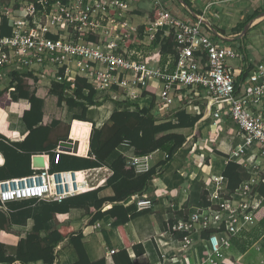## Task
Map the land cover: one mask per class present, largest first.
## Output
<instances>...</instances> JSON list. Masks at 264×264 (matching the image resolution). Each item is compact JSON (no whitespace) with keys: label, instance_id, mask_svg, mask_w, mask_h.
Listing matches in <instances>:
<instances>
[{"label":"built area","instance_id":"2783aa9c","mask_svg":"<svg viewBox=\"0 0 264 264\" xmlns=\"http://www.w3.org/2000/svg\"><path fill=\"white\" fill-rule=\"evenodd\" d=\"M148 1L156 17L138 25L130 14L132 0H0V92L14 75L30 74L38 79L47 70L54 74L49 84L65 86V98L76 99V76L92 86L96 92L93 100L98 102L116 98V93L122 101L132 100L145 86L153 87L154 115L163 108L180 107L184 101L203 99L207 107L210 99L208 116L217 122L226 117L238 127L239 143L230 153L231 160L241 158L244 162H238L244 165L253 153L260 156L262 164L253 156L244 165L248 179L233 192L222 178H214L215 191L208 196L211 205L174 218L167 233L186 234L180 240L185 255L186 249L194 246L192 237L197 229L219 227L224 221V231L198 241L195 251L200 248L206 254L198 264H246L239 252L232 255L231 239L257 224L255 211L263 201L252 188L258 173L264 171V64L244 74L247 63L237 48L221 45L211 32L204 33L200 20L188 23L174 16L164 0ZM240 1L244 0H208L200 15L210 22L211 16L218 19L212 7ZM3 25L8 34H2ZM169 37L176 56L167 54L163 61L160 48ZM151 50L153 56L144 55ZM231 61L239 64L234 67ZM237 78L241 80L237 82ZM52 153L55 164L59 154L76 155L59 147ZM50 158L46 168H33L28 176L0 181L1 211L8 212L10 202H61L96 189L89 183V169L49 172ZM126 163L136 175L152 167L150 154L128 157ZM77 173H82L81 179ZM122 204L134 205L136 211L153 206L144 193L131 195Z\"/></svg>","mask_w":264,"mask_h":264},{"label":"trees","instance_id":"16d2710c","mask_svg":"<svg viewBox=\"0 0 264 264\" xmlns=\"http://www.w3.org/2000/svg\"><path fill=\"white\" fill-rule=\"evenodd\" d=\"M62 1L66 2L67 0ZM164 1L165 4L167 3V9L174 16L188 23L194 22V19L180 7L178 2L174 1L172 4H168L167 0ZM183 1L194 9L189 0ZM246 1L250 3L251 13L244 22L233 29L236 34L250 18L264 10V0ZM155 17L156 14L153 12L151 19ZM202 31L209 33L204 25H202ZM219 31L223 33V30L219 29ZM2 34H8L5 25L2 27ZM235 42L240 43V41ZM242 45L237 46L240 52L243 49ZM160 49L163 61L167 54L172 57L176 56L174 44L170 37L164 40ZM244 59H246V56H244ZM173 68L174 64L171 65V69ZM251 68L252 65L247 64L243 73L247 74L248 71L252 70ZM37 81L38 79L30 74L14 75L9 86L3 88L0 92V123L5 107L9 106V108L19 111L27 128L26 136L20 142L14 143H9L8 136L0 132V151L4 156V163L0 166V181L32 174L33 170L30 168L31 155L37 152L54 150L57 147L56 143L47 144V142L50 131L59 124V120L54 119L49 124H42L43 99L36 96L35 89L32 88ZM74 86L76 99L65 98L63 96L65 86L57 82L49 84L48 93L56 98V104L59 107L64 102L69 109L80 108V112L73 114L72 118L88 122L89 120L86 117L88 107L100 105L101 102L93 100L96 92L85 78L76 76ZM142 95L150 96L151 102L148 107H140L135 102H116L119 109L114 110L100 128H96L94 124L92 125L87 157L59 154L58 163L55 164L52 160L53 153L50 156L49 172L80 171L108 167L111 175L106 179L103 187L67 197L61 202L37 201L36 199L10 202L7 205L8 213L0 210V231L7 230L12 224L25 223L29 218L33 220L30 232L17 242L14 256L7 255L4 244L0 242V264H27L32 261L53 264L57 258L54 249L64 239L68 240L76 254V261L73 264H105L104 258L90 261L82 242L83 232L81 230H75L69 223L59 224L56 221V215L68 213L70 209L83 210L85 216L90 217L89 226L101 221L106 216L110 218L125 246L123 249L111 254L114 264H134L127 252L129 247L135 256L144 254V248L140 243L130 244L123 226L131 219L148 213V209L136 211L134 205L125 207L122 203L131 195L143 193L148 183L156 177V169L151 167L148 172L136 175L133 168L127 166L128 156L118 155L110 163L107 160L119 145L127 144L133 148L134 154L137 156L147 155L156 150L163 151L165 157L160 165L164 166L184 145L186 136L182 131L186 128H193L202 117V113L192 115L185 108H179L174 110L169 117L159 120L155 117L153 111L154 88L145 86ZM21 99L27 101L28 108L22 109L24 106L19 104ZM194 103L197 102H183L186 107ZM130 107H133V109L130 110ZM108 113L109 110L106 111L99 124L106 120ZM221 175L227 184L228 190L233 192L244 180L248 179L250 174L242 168L238 161H228ZM262 179H264V173H258V182L252 188L253 192L263 197L261 205L255 211L257 224L251 230H243L231 239L235 251L240 254L250 250L264 235V183ZM105 187H111L113 190L112 196H99V192ZM201 199L204 207L211 205L205 193L201 194ZM106 203L110 204L108 208H104ZM182 215L186 217L184 213ZM168 223L171 226L172 221ZM169 229L170 227H167V230ZM224 230L225 222L223 221L219 227L200 229L198 238L204 239L211 233ZM172 235L183 239L186 234L179 235L172 231Z\"/></svg>","mask_w":264,"mask_h":264},{"label":"crops","instance_id":"0c3cea01","mask_svg":"<svg viewBox=\"0 0 264 264\" xmlns=\"http://www.w3.org/2000/svg\"><path fill=\"white\" fill-rule=\"evenodd\" d=\"M169 1L170 0H167L168 4L173 3ZM189 1L192 3V7L194 6L197 8L193 10L200 14V9L208 0ZM180 7L182 8L181 5ZM213 8H219L217 11L222 12V19L219 18L220 15L218 12H215ZM130 10L134 24L138 25L151 19L154 11L148 0H132ZM211 12L218 16V19L212 16L213 19L217 21L218 25H214L211 19L210 24L218 31L219 29L223 30L224 35L233 37L238 34H236L233 29L250 16V3L244 0L238 3L225 4L219 7L216 6L212 7ZM254 28H258V32H256L257 30H254ZM240 45L243 46L241 50L243 61H246L247 64H251V69H254L259 64H264V21L259 23L258 26L250 29L243 39V42L238 43V46ZM152 50L150 53L154 52ZM244 56H246V59H244ZM231 63L234 67L239 64L235 61H231ZM240 80L241 78H237V82ZM32 88L35 89L36 96L43 99L42 124H49L54 119L59 120V124L50 131L47 144L56 143V146L59 147V142L61 141L74 142L75 140L70 136L71 121L73 120L72 115L78 114L80 108L68 109L65 103H61L60 107L65 108L66 112L65 117L60 118L58 115H55L48 104L49 114H45L47 96L52 97L55 102L56 98L53 95H49L48 88L46 89L47 95L45 96L39 95L35 85H33ZM116 95V98H107L106 100L100 101V105L88 107L86 117L91 125L90 132L93 124L96 128H100L108 120L110 114L114 110L119 109L116 102H122V100L118 93H116ZM124 101L135 102L140 107H148L151 102L150 96H143L142 92L136 98ZM204 101L203 99L196 101L197 105L200 107V111L198 112L192 111L189 106L186 107L182 104L180 107L173 106L168 111L163 108V110L158 111V115L155 114V116H157L156 118L161 120L169 117L174 110L185 108V110L192 115L202 113V117L193 128H186L182 131L186 136L184 145L164 166L160 165L165 157L163 151L156 150L150 153L151 165L156 169V177L148 183L143 193L152 200L153 206L151 209H148L147 214H149V216L141 215L131 219L123 226L130 244L140 243L144 248V254L140 256H135L132 249L130 247L127 248L129 257L134 264H198L206 256L202 251V257L198 256L197 251H195V247H198V245L193 246L191 249H186V253L183 255L184 249L180 243L181 239L167 233V227L169 226L168 222H173L174 218L183 216L182 213L187 215L203 207L201 194L205 193L208 197L210 192L215 191L213 179L216 177L222 178L221 174L226 163L228 161H235L231 160L230 153L239 143L237 137V133L239 132L238 127L226 117L218 122L209 116L204 118L206 110ZM140 102L142 104H140ZM19 104L24 106L22 109L28 108L26 100H19ZM202 106L203 109H201ZM78 109L79 112H77ZM107 110H109V113L106 120H103L99 124ZM4 111L7 112V114L3 115L1 119L0 132L8 136L9 143L20 142L27 134V128L21 119V114L19 111L9 108V106H6ZM3 119H5L6 125ZM62 126H67L66 132L56 135L57 132H61ZM7 131L11 134H7ZM87 149H89V138ZM88 152L89 150H87L86 156L82 157H87ZM40 153L48 157L49 165L52 149L50 151L32 154L30 157L31 169L34 168L32 167V156L36 154L39 155ZM0 154L2 155L1 159H3L4 163V156L1 151ZM118 155L128 156L129 158L135 156L132 147L127 144H121L115 149L107 162H112ZM89 172H104L103 179L95 185L97 187H103L106 179L111 175V171L106 166L89 169ZM112 195L113 190L111 187H105L99 192L100 197ZM109 206V203L104 204V208H108ZM82 213L83 210L81 209H70L68 213L56 215V221L59 224L69 223L75 230L80 229L83 232L82 242L90 261L104 258L105 264H114L111 258L112 252L125 247L117 228L107 216L93 225H86L85 216L81 219L82 222L78 220V217L81 216ZM32 225L33 220L29 218L25 223L12 224L7 230L0 231V242L4 244L7 255H15L17 242L30 232ZM128 227L130 230H128ZM196 232L197 233L192 237V241L195 239V243H198L200 240L198 238L199 230L197 229ZM54 250L57 258L53 264H73L76 261V254L67 239L58 243ZM231 251L232 255L237 254L235 249ZM244 257L245 254H242L243 260ZM27 264L44 263L41 261H32Z\"/></svg>","mask_w":264,"mask_h":264},{"label":"rangeland","instance_id":"374dc122","mask_svg":"<svg viewBox=\"0 0 264 264\" xmlns=\"http://www.w3.org/2000/svg\"><path fill=\"white\" fill-rule=\"evenodd\" d=\"M7 1L8 0H5V2H7ZM169 2H174V1L170 0ZM193 8L197 9L194 6H193ZM213 9H214L215 12H218V14L220 15L219 18L222 19L223 18L222 12L217 11L219 8H216V9L213 8ZM249 13H251V12H249ZM210 19L214 23V25H218L217 21L214 20L212 16L210 17ZM218 21H220V20H218ZM256 26H258V25H256ZM254 30H257L256 32H258V28L257 29L254 28ZM219 43L221 45H224V46H227V47H231V48H236L238 46V42H224V41L220 40ZM247 43H248V40H247ZM144 52H146V50ZM144 55L147 56V57H150V56H153V52L149 53V54H144ZM44 72H45V75L39 76L38 81L35 84V87H37V89H38L37 92L39 93V95H42V96L47 95L46 89L49 86V81L54 78V74L53 73L47 72V70H44ZM151 88H153V87H151ZM46 100H47L46 101L47 108H46L45 114L46 113L49 114L48 113V104H49V107L53 110V112L55 113L56 116L58 115V117H60V118L65 117V112H66L65 108L58 107L56 102L54 101V99L52 97L47 96ZM140 104H142V103L140 102ZM188 106H189L190 110H192V111H196V112L200 111V107L197 105V103L190 104ZM201 109H203V106L201 107ZM77 112H79V109H78ZM6 114H7V112L4 111V115H6ZM3 121H4V124L6 125L5 119H3ZM10 121H12V120H10ZM66 129H67V126H62L61 130H60L61 132H57L56 135L59 134V133H63L64 134L66 132ZM7 134H11V133L9 131H7ZM245 151L247 152V148H245ZM250 155L251 154H249V156ZM252 155L254 156V160H257L259 162V164H262V160L260 159V156H256L253 153H252ZM252 157L249 158V161H247V162H245L243 164L244 165L246 163L248 164V162L251 161L250 159ZM237 161L244 162L241 158L237 159ZM244 165H241V166H242V168L244 170H246ZM173 166H174V164H173ZM261 173H264V171L261 170ZM103 176H104V172H89V183H90V185L91 186H93V185L95 186L96 184H98L103 179ZM81 178H82V175H80V179ZM229 198L232 199V197H229ZM235 199L239 200V197H235ZM144 215H148L149 216V214H147V213L144 214ZM84 216H85V214H84V211H83L82 215L78 217V220L81 221V219H83ZM85 218H86V223L85 224L88 225V221H89L90 217L89 216H85ZM82 226H84V225H82ZM78 230H80V229H78ZM128 230H130L129 227H128ZM193 240H194V246H197V243H195V239H193ZM198 253L200 255L202 253L200 248L198 249ZM244 254H245L244 261H245L246 264H264V263H262V261H264L263 260L264 259V235L261 236L260 239L256 242V244H254L250 248V250L246 251ZM201 257H202V255H201Z\"/></svg>","mask_w":264,"mask_h":264},{"label":"water","instance_id":"95a60500","mask_svg":"<svg viewBox=\"0 0 264 264\" xmlns=\"http://www.w3.org/2000/svg\"><path fill=\"white\" fill-rule=\"evenodd\" d=\"M179 4L182 6V8L188 13L192 18L200 20L202 24L208 29L209 32H211L215 37L218 39L225 41V42H235L240 41L243 42L244 37L248 33L250 29L258 25L259 23L264 21V10L254 17L250 18L242 27V29L238 32L236 36L229 37L218 31L214 26L210 24V22L202 17L200 14L195 12L192 8H190L183 0H177ZM210 103V99H209ZM209 103L206 107L204 118L208 116L209 113ZM59 148L62 151L65 152H72L76 153L78 148V141L75 140L74 142H68V141H61L59 142ZM2 161L0 156V162ZM48 166V157L42 154L39 155H33L32 156V167L34 168H46Z\"/></svg>","mask_w":264,"mask_h":264},{"label":"bare ground","instance_id":"6f19581e","mask_svg":"<svg viewBox=\"0 0 264 264\" xmlns=\"http://www.w3.org/2000/svg\"><path fill=\"white\" fill-rule=\"evenodd\" d=\"M90 128L91 125L87 121H80L76 119L71 121L70 136L74 140L78 141V148L75 153L77 156H86L87 150H89L87 149V146ZM80 175H82V173H77V178H80Z\"/></svg>","mask_w":264,"mask_h":264}]
</instances>
